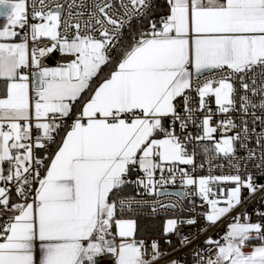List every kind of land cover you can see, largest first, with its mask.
Listing matches in <instances>:
<instances>
[{
	"label": "snow or ice",
	"instance_id": "obj_1",
	"mask_svg": "<svg viewBox=\"0 0 264 264\" xmlns=\"http://www.w3.org/2000/svg\"><path fill=\"white\" fill-rule=\"evenodd\" d=\"M167 4L166 16L150 20L148 29L121 47L122 30L133 15H148V0H120L119 18L109 14L110 0H100L83 27L82 12L70 11L64 20L58 3L38 0L29 16L26 0H0L5 21L0 25V264H98L105 256L107 264H155L162 255L158 242L145 258L135 222L118 216L126 203L118 193L132 183L127 177L134 170L143 173L136 185L157 196L174 194L163 186L174 183L179 171L184 185L197 186L209 206L205 220L213 224L241 203L242 188L257 191L251 174L196 178L177 168L194 159L175 128L178 123L185 130L195 123L193 114L207 108L200 122L203 135L196 139L213 140L217 126L208 100L214 97L220 114L235 111L237 83L243 93L239 110L264 111V79L259 85L255 79L264 78V0ZM17 29L27 31L21 36ZM17 36L20 42H12ZM42 39L50 46L30 47L29 41L35 45ZM54 51L70 59L42 66L37 53ZM205 76L194 87V78ZM218 127L225 131L214 144L216 155H234L241 135L227 132L237 127L235 121L222 119ZM242 131L247 139V121ZM254 156L250 150L248 158ZM220 183L235 187L226 194L210 187ZM218 195L226 198H214ZM176 226L168 220L165 234ZM254 239L260 243L245 252ZM223 241H206L216 256L201 264H264V224L236 217Z\"/></svg>",
	"mask_w": 264,
	"mask_h": 264
},
{
	"label": "built area",
	"instance_id": "obj_2",
	"mask_svg": "<svg viewBox=\"0 0 264 264\" xmlns=\"http://www.w3.org/2000/svg\"><path fill=\"white\" fill-rule=\"evenodd\" d=\"M100 0H46L48 5L61 4L62 18L64 20L69 19V12L74 14L82 12L83 15L79 17L80 23L83 27L84 22L89 19L90 13L94 11V6ZM113 4V8L110 10V15L115 18H119V14L123 9L120 8V0H110ZM33 3L38 4V0H26V10L31 16ZM124 3H128V0H124ZM73 8H69V5H73ZM149 9L144 11L148 12L147 16L133 15L131 17L130 25L126 26L122 30V36L120 40L123 41L129 28L135 23L148 20V23L144 27V30L148 29L150 20H159L165 16L164 13L152 14L155 8V0H148ZM35 22V21H32ZM75 22V21H73ZM143 30V31H144ZM21 36L27 29L20 30ZM19 36V37H21ZM30 47L35 46L37 48H46L50 46V41L42 39L35 45L29 41ZM37 58L40 59L42 66L59 65L66 62L70 57L62 55L59 51H54L47 56L40 57L37 53ZM208 77H201L199 81L195 78L193 85L202 82ZM257 85H259L261 79L260 76H256ZM236 88L238 92L236 94V110L228 114H220L217 112V106L215 104L214 97L209 98L208 105L212 110V126H217V133L214 134L213 140H198L197 136H202L203 131L200 126V122L203 117L208 113V109L195 112V123L189 122L188 127L181 131L179 125H176V134L180 137L185 144L187 152L193 156L194 164L182 165L178 164L177 168L184 169L189 175L199 178L201 176H221V175H235L237 171L242 177H246L251 174L253 177V183L257 185V191L255 194H250L247 188L241 189V203L236 206L231 212L221 217L216 223H210L205 220V213L209 211L207 203L201 200L197 194V186H186L182 183L181 174L179 171L175 174V182L164 185L163 188L173 195L157 196L149 194L142 186H137L135 181L137 178H142L143 173L134 170L129 174L127 179L132 181L129 185L132 187L134 194L131 196H118V200H124V211L120 212L118 209V216L120 218H163L168 221L170 219L177 221L175 232H170L167 235L165 231L161 235L144 236L137 238V240L143 241L145 244V258L152 255L153 250L151 244L153 241L158 242L159 251L162 254L161 258L155 262V264H167L169 261H177L178 264H201V260H207L208 258L215 259L216 249L215 246L206 244L209 239L213 241H219L223 243V237L226 235L229 225L235 222V218L239 217L241 223H261L264 224V189L260 188V185H264V159H261V155L264 154V111L259 108L249 109V113L245 115L239 110V96L243 94L239 91V84ZM192 97L191 107L196 108L198 106V97L195 91L189 93ZM259 103V97L255 100ZM178 110H182L183 101L178 99L176 101ZM254 113V115H253ZM183 115V112H181ZM232 118L237 127L227 132V135H235L240 133L241 139L235 142V154L229 157H225L223 154L216 155L214 150V144L221 139V133L225 130L218 127L219 121L222 119ZM243 121H247L248 133L247 139H244V133L242 131ZM169 121L165 120V126H169ZM259 138L260 144L257 143ZM207 147L209 151L205 153L204 149ZM255 153V156L249 159V151ZM238 166L237 167H234ZM259 166V167H258ZM164 175L167 177L168 173ZM160 173L157 172L156 178L159 179ZM210 187L219 193L221 189L225 190V194L228 189L235 187L231 183L211 184ZM160 190V186H157V191ZM185 193V195H175L179 193ZM13 195H15L13 191ZM214 198L225 199L224 196H217ZM220 206H224L221 204ZM250 218V219H246ZM188 220H195L196 223L189 225ZM183 240V244L181 241ZM255 245L259 244V240H252ZM211 248V250H209ZM110 257L99 258L98 264H107Z\"/></svg>",
	"mask_w": 264,
	"mask_h": 264
},
{
	"label": "trees",
	"instance_id": "obj_3",
	"mask_svg": "<svg viewBox=\"0 0 264 264\" xmlns=\"http://www.w3.org/2000/svg\"><path fill=\"white\" fill-rule=\"evenodd\" d=\"M167 10V0H155V8L152 14L157 13H165ZM4 19H0V25L3 24ZM148 23V20L135 23L132 25L126 36L124 37L123 41L121 42V47H127L129 44L132 43V39L136 36L139 32L144 30V27ZM108 69L105 68L104 72H107ZM3 84L0 82V87ZM134 194L132 187L127 184L125 185L122 190L118 193V196H131ZM16 196H12L13 199H17ZM163 234V218H136V231L135 235L137 238L144 237V236H153V235H161Z\"/></svg>",
	"mask_w": 264,
	"mask_h": 264
},
{
	"label": "crops",
	"instance_id": "obj_4",
	"mask_svg": "<svg viewBox=\"0 0 264 264\" xmlns=\"http://www.w3.org/2000/svg\"><path fill=\"white\" fill-rule=\"evenodd\" d=\"M168 11H169V9H168V4H167V10H166L165 13H164L165 16L168 14ZM20 39H21V37L17 36L14 40L20 42ZM13 42H14V41H13ZM55 66H57V65H50L49 67H55ZM53 150H54V149H53ZM5 167H6V165H5ZM12 196H14V195L12 194ZM15 198H16V197H15ZM16 200H17V199H13L14 202H15ZM123 219H131V220H133V221L135 222V228H136V218H123ZM166 226H167V221L163 219V232L165 231ZM135 238L137 239L136 235H135Z\"/></svg>",
	"mask_w": 264,
	"mask_h": 264
},
{
	"label": "rangeland",
	"instance_id": "obj_5",
	"mask_svg": "<svg viewBox=\"0 0 264 264\" xmlns=\"http://www.w3.org/2000/svg\"><path fill=\"white\" fill-rule=\"evenodd\" d=\"M5 21H3V23H4ZM13 42V41H12ZM14 42H18V41H16V40H14ZM255 244L254 243H252L251 241L248 243V245L244 248V251L245 252H250L251 250H252V247L254 246ZM171 261H173V260H171ZM171 261H169L167 264H170V262Z\"/></svg>",
	"mask_w": 264,
	"mask_h": 264
},
{
	"label": "water",
	"instance_id": "obj_6",
	"mask_svg": "<svg viewBox=\"0 0 264 264\" xmlns=\"http://www.w3.org/2000/svg\"><path fill=\"white\" fill-rule=\"evenodd\" d=\"M0 19H4L3 17H0ZM177 192H179L180 193V190L179 191H177Z\"/></svg>",
	"mask_w": 264,
	"mask_h": 264
}]
</instances>
